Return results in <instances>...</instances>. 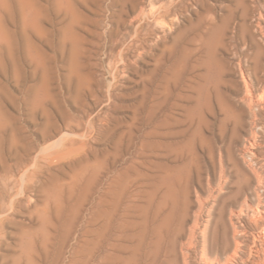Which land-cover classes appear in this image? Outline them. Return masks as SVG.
I'll list each match as a JSON object with an SVG mask.
<instances>
[{"label":"rangeland","instance_id":"374dc122","mask_svg":"<svg viewBox=\"0 0 264 264\" xmlns=\"http://www.w3.org/2000/svg\"><path fill=\"white\" fill-rule=\"evenodd\" d=\"M152 2L0 0V264L248 258L264 0Z\"/></svg>","mask_w":264,"mask_h":264},{"label":"bare ground","instance_id":"6f19581e","mask_svg":"<svg viewBox=\"0 0 264 264\" xmlns=\"http://www.w3.org/2000/svg\"><path fill=\"white\" fill-rule=\"evenodd\" d=\"M153 2L151 3V8L149 10V12H144V16L148 17V16H154L157 17L158 14V6L156 4H154V0H152ZM264 6V5H263ZM161 7L163 8H167V6L165 4L161 5ZM162 8V9H163ZM161 9V10H162ZM165 10V9H164ZM261 10V9H260ZM167 11V10H166ZM143 14V13H142ZM159 15V14H158ZM143 16V15H142ZM153 17V18H154ZM161 17V16H160ZM243 18V17H242ZM131 21V20H130ZM234 39V38H233ZM251 89V88H250ZM260 93V92H259ZM251 94V93H250ZM248 96V95H247ZM256 96V95H255ZM258 96V95H257ZM251 97V96H250ZM248 97V101L247 98L245 99L248 103V106L250 107V109H253V107H258L261 106V104L263 103L262 100L264 98V89L261 93V95H259V98H255L254 97L250 98ZM264 105V104H263ZM252 115V114H251ZM252 120V119H251ZM251 122V121H250ZM258 132V131H257ZM248 150V149H247ZM244 155V154H243ZM256 155V154H255ZM249 165V164H248ZM251 168V167H250ZM254 176V175H253ZM260 180V179H259ZM249 181V180H248ZM261 182V181H260ZM250 184V183H249ZM258 187V186H257ZM254 193V192H253ZM261 194V193H260ZM257 205V206H256ZM256 207L250 209L252 210V215L256 220L262 221L263 225H264V203L262 202V198L258 199V202L256 203ZM240 215V214H239ZM247 215V214H246ZM252 217V218H253ZM239 218V217H238ZM249 218V217H248ZM259 223V222H258ZM235 234V233H234ZM234 240L236 242V251L233 253V257L235 256H239L238 250L240 248H238V244H239V238L237 237V235L235 234L234 236ZM241 240V239H240ZM242 244V242H241ZM245 250V249H244ZM234 251V250H233ZM241 253V251H239ZM248 253V258L247 259H242L241 264H264V228L263 230L258 233V235H254L252 238V245L249 248ZM231 258V257H230ZM230 258H226L225 262L222 264H229L231 262ZM223 259V258H222Z\"/></svg>","mask_w":264,"mask_h":264}]
</instances>
